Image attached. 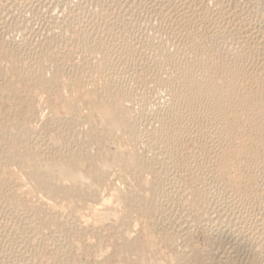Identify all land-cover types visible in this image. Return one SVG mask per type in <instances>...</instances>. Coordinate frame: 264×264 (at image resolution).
Wrapping results in <instances>:
<instances>
[{
	"label": "bare ground",
	"instance_id": "obj_1",
	"mask_svg": "<svg viewBox=\"0 0 264 264\" xmlns=\"http://www.w3.org/2000/svg\"><path fill=\"white\" fill-rule=\"evenodd\" d=\"M6 1L5 3H7ZM26 1L24 0V2ZM94 1L96 2L95 10L94 7L93 11L90 10L87 5V7H84L89 8L92 12L89 15H92L94 20L97 19L98 24L101 23L99 24L100 27L102 26L101 34L98 33L100 30L98 26L99 30L94 31L95 29L91 30L87 26L84 28V26H78L77 22L75 23L77 19H82L81 16H78L80 10L81 12L84 11L78 5L79 8L75 7L74 10H65L66 12L60 15L61 17L59 16L60 22L56 21L55 25L53 20L52 25L56 26L58 31L52 32L51 36L40 42L41 47H38V49L40 48L38 53L35 52L37 49H34V51L31 48L35 53L34 55L31 51L27 52L26 55L22 53L23 57L18 58V54L14 55L15 52L11 48H6V43L3 42V40L6 41L5 37L4 39L0 37V56L3 53H10L13 54L10 59L15 60L13 62L8 60L11 62L7 70H3V67L2 70L0 69V93L5 91L13 93V91H16L15 89H20L19 83H21L24 84V87L26 86L27 91L35 87L46 91L60 86L63 90L69 91L72 97H75L74 100L72 97L66 99L68 109L74 110L72 111L73 114H70L71 117L67 116V118L70 117L68 120H59L55 116L50 119L48 117L49 122H43L45 123V129L49 128V130L56 131V135L54 133L50 134V136L55 135L51 139L47 137L45 132L47 130L43 129L44 127L38 128L36 123L34 125L30 121H19V119L12 118L4 112L1 113L0 141H3L4 145L0 146V210L5 208L4 213H6L4 215H9L15 224L23 226V232L20 237L18 236L20 238L19 243L21 245L22 243L30 244L32 247L40 244L42 246H53L54 254L52 253V256H56L58 262L62 263L74 258L69 257L68 249L64 250L72 234H79L80 236V234L90 233V235L99 236L102 233L101 231L103 229L105 231L107 227L124 228V225L129 223V217H133V215L124 212L122 218H119L120 221L115 218L110 222L107 221L108 226L104 227V214H106L104 208L106 204L105 201H101L105 195L103 198L100 197L95 204H86L83 201L84 195L74 187L78 184L79 188H88L86 195H95L94 197H96V193H98L96 191L99 190L95 189L100 185L98 184V187L93 185L95 189L92 190L91 184H94L96 180L104 181L109 175L107 168L111 166L117 168L116 176L118 181L121 180L120 182H122L119 183L120 185L115 186L117 192L114 190L117 196V204H121L122 209L131 206V208H136L137 212L151 214V218L155 214L161 215L166 218V222L168 218H175L178 227L187 236L189 234L187 232L191 230H189L191 223L196 222L200 225L203 222L215 221V218H217L215 216L212 218L214 211H211L213 207L208 204L210 199L207 198L209 197L206 196L207 193L197 192L194 187L183 186L182 184L185 183L181 184L178 180H181V177L178 178L179 176H177V170L180 168L187 169L186 171L192 175L194 164L198 165L197 159L199 160L200 156H203L205 161L200 169H203L205 175L203 171L202 173L198 171L205 178L207 174L212 176L218 183V185L215 183L217 187L228 195L227 197L224 194L223 199L228 208L227 214L222 215L223 224L221 227L223 226L225 229L220 226L218 229L225 234L227 241L225 244L229 243L228 246L230 247L229 249L226 248L223 241L225 238L222 235L220 237L223 239L219 240L221 238L216 233L215 237L219 239L209 241L207 251L204 249L205 253L201 248L203 253L200 257L201 260L208 264H264V11L262 10L263 7H260L262 5L259 4L260 0H250L251 2L248 4L243 3V0ZM5 3L4 5H6ZM51 3L53 2L51 1ZM51 3L48 2V4ZM80 3L82 4V2ZM31 4L33 5V2L31 3L30 0L29 7L32 6ZM44 5L42 3V6ZM12 7H15V5ZM29 7L27 8L28 11ZM2 10L0 12V22L5 18L3 15L5 13H2ZM4 10L7 9L4 8ZM12 12H14V8ZM37 13L39 15V12ZM43 13L45 14V12ZM89 15L86 14V17H89ZM5 20L3 23H6ZM85 21L87 20L85 19ZM12 23L13 21L11 24L0 23V26H7V33L9 29L10 35L11 32L16 33V31H19L23 34L22 36L28 38V31L32 27L27 29L29 27H27V22L24 24ZM31 32L33 33V31ZM130 36L134 37L131 38ZM30 43L31 47L32 44ZM23 45L26 46L25 43ZM75 45L76 47L77 45L80 46L77 50L78 56H80L79 49L83 48V52H81L82 60H80L81 57H79V61L78 58L76 61L74 60L76 58H74L75 54L73 53V51L75 52ZM32 47L35 46L32 45ZM20 51H23V49H20ZM142 56H149L152 59L157 58L160 65H162L160 69L163 70H160L158 64L154 63L158 68H152L153 64H150V66L152 65L150 67L147 65L149 63H145L146 65L138 70L136 60ZM17 59L22 60L23 65L20 63L21 61L19 62L21 65H19ZM66 61L69 62L66 64ZM48 69H52L51 77L46 76V72L49 73ZM150 80L155 84L152 88L153 91L150 89ZM153 83L152 85H154ZM160 89L167 93L160 94L168 95V99L165 96L166 98H164L167 101H163L164 103L167 102L166 105L157 108L158 96L155 97L158 102L156 107L152 105L155 100L153 99L151 104L150 98H153L154 94H159ZM67 91L66 95L69 97ZM83 92H86L88 97H85L87 95ZM150 92H154V94L152 95ZM33 94L32 91L27 94L30 101L28 107L30 111L35 113L38 95L33 96ZM82 94L85 96H82ZM36 95L37 97H35ZM130 102L132 103L130 104ZM127 103L130 106L135 104L134 106H137L139 111L137 112L134 108L136 112L133 113L134 111L129 108L130 106L128 107ZM78 106L89 107L92 109L93 115H100L101 125L99 126V123L93 121L94 123H90L92 126L89 125L87 131H84L85 127L82 131L81 126L86 122L89 123L88 121L92 119L93 115L90 117L85 113L83 115V111L79 112ZM87 109H84V112ZM32 112L31 114H33ZM37 112L36 114H38ZM7 120L14 122L17 128L16 132H10L11 129L6 124ZM11 124L9 123L10 126ZM15 126L12 125V128L14 129ZM118 131H121V133ZM104 135L118 141L121 145L127 142L130 145L125 147V144V149L119 147L111 155L109 153L107 157L102 158L100 156L101 159H97L99 154H97L98 157L90 153L87 155L86 152H88L90 145L94 143L95 138L97 136L102 138ZM140 141L145 144L143 149H146L147 153L142 152L145 155H140V150L137 152L139 147L136 150L133 148ZM134 142L136 143L133 144ZM188 144L192 145L193 148L196 147L197 150L195 153H189V156H184V154H187L184 148ZM187 150L188 152L193 151ZM182 151L186 153L182 154ZM198 156L199 158H197ZM12 165L18 168L19 173H23V175L25 173L27 176H22L13 170L15 168ZM130 168L136 172V176L141 178L140 180H144L143 183L141 181L142 184L140 183L139 186H134L135 182L133 183V180L130 179V173H133L130 172ZM190 170H192V173ZM178 175L181 176V172ZM133 177L135 180V175ZM212 177L210 178L212 179ZM92 179L96 180L93 182ZM197 181L195 180V182ZM106 182L108 181L106 180ZM192 184L196 186L198 183L194 184L192 182ZM209 187L205 186V188L211 189ZM213 188L215 189L214 185ZM218 193L221 195L220 192ZM52 197L66 199L69 206L73 207L74 210L79 208L88 210L87 212L79 210L80 214L76 211L78 215L71 214V216H67L63 211H67L68 207L65 208V204L60 203L64 206L63 209L65 208L62 211V207L59 208V204L56 203L58 200L53 202ZM112 199L114 200V197H111L110 200ZM216 201L214 200L215 204H218ZM99 202H101L100 205ZM101 204L105 205L101 206ZM210 207H212L211 210ZM221 207L219 208L221 209ZM119 209L121 210V208ZM110 211H108L109 214ZM89 216H96V221L91 220ZM1 218L5 219L3 216ZM1 218L0 239L6 231V224L4 223V226ZM109 219L112 218L108 217L106 220ZM160 220H162L161 217ZM248 220L253 222L251 225L249 224L250 226ZM14 223L11 222L12 225H15ZM43 225H48L54 229L58 239H53L52 234L51 237H46V235L44 237L47 226L42 231ZM216 225L218 226L217 223ZM9 226L11 225L9 224ZM203 226L205 225L203 224ZM211 226L212 229L209 227L213 231V224ZM7 230H10V228ZM10 231H6V233ZM130 231L126 229L123 232V234L125 233V247H123L125 250L138 249L139 244L130 234ZM43 232L45 233L43 234ZM103 234L105 236L104 232L101 236L105 238ZM119 234L121 235V233ZM176 236H173V239ZM190 237H187L188 241L191 240ZM80 238L82 237L80 236ZM173 239L169 237V243H173L175 241ZM9 242H11L10 239ZM70 242L68 244L72 243ZM5 244L9 245L8 242ZM13 244L15 243L13 242L12 246ZM9 248L7 246L0 248V264H18L20 259H18L17 254L19 253H16V255L13 253V255L9 252L15 251L16 248L14 250L10 248L11 251H8ZM187 248L180 250L176 257L173 256L174 258L170 263L192 264V255H190L192 252L188 251ZM138 253L141 254L140 251ZM72 255L74 254L72 253ZM22 258L21 261H23ZM19 263L21 264V262ZM26 263L28 264V262ZM166 263L168 264L167 261Z\"/></svg>",
	"mask_w": 264,
	"mask_h": 264
},
{
	"label": "rangeland",
	"instance_id": "obj_2",
	"mask_svg": "<svg viewBox=\"0 0 264 264\" xmlns=\"http://www.w3.org/2000/svg\"><path fill=\"white\" fill-rule=\"evenodd\" d=\"M1 1H2V3H1ZM6 1V0H5ZM5 1L4 0H0V12H1V10H2V13H5V14H3L4 16H5V18H4V20H5V22L6 23H3V21H1L0 23H2V24H7V23H9V24H11V22L13 21V23L12 24H24L25 22H27V29H29L30 27H32L30 30L31 31H33V33L29 30L28 31V38H25L24 36H22L23 34H21V32H19V31H16V33L15 32H11V35H10V32H9V29H8V33H7V26H3V27H1L0 26V32H1V34H0V37L1 38H3L4 39V37H5V40L7 41H4L3 40V42H5L6 43V48L8 49V47H9V49L11 48L12 49V51L13 52H15V53H13L14 55H17L18 56V58H20V57H23V55H26V54H28L29 52H31V51H33L34 49L36 50L37 49V51H35V52H39L38 50L40 49H38V47H41L39 44H40V42L41 41H43V40H45V39H47L48 38V36H51L52 35V32L54 33L55 31H58V29H57V27L55 28L53 25H52V23H53V20H54V22L55 23H53L54 25L56 24V21H59L60 22V20L61 19H59V16L60 15H63V13L64 12H66V11H69V10H72L73 8H75V7H77V8H79L78 7V5L80 6V9H82V11L83 12H81V10H80V14H78V16H81V20L80 19H77V21H75V23L77 22V25L79 26H84V28L87 26V28H89V29H95L94 31H98L99 29V31H98V33L100 32V34H101V31H102V26L100 27L99 26V24H101V23H97V19L96 20H94V18H92V15H89V14H92V12L90 11V10H92L93 11V7L94 6H96V2L93 0H87V2H86V0H62V1H60V0H56L57 2H59V3H61L60 5H59V3H57L56 1L54 2L53 0H40V1H36V0H31V3L33 2V5L31 6V7H29L30 6V0H25L26 2H24V0H13V2H12V0H7L6 2L7 3H5ZM15 1V2H14ZM29 1V2H28ZM44 1V2H43ZM50 2L51 3V1L53 2V3H51V4H48V2ZM74 1V2H73ZM84 1V2H83ZM91 1V2H90ZM247 1V2H246ZM10 8H6V5H4V3ZM12 2V3H11ZM17 2V3H16ZM19 2V3H18ZM24 2V3H23ZM37 2V3H36ZM40 2V3H39ZM66 2H68L67 3V7L65 6L66 5ZM75 5H73L72 3ZM80 2H82V4L80 3ZM249 2H251L250 0H243V3H249ZM11 3V4H10ZM21 3V4H20ZM42 3H43V5L44 4H46V5H44V6H42ZM58 4V5H56V4ZM64 3V4H63ZM84 3H85V5H84ZM262 5H261V4ZM13 4V5H12ZM23 4H26V5H28V6H24ZM34 4H36V5H34ZM64 5V7H63V5ZM259 4L261 5L260 7H263V11H264V0H260L259 1ZM10 5H12V6H14L15 5V7H12V6H10ZM16 5H18L19 6V8H18V6H16ZM39 5H41V6H39ZM49 7H48V6ZM90 8V10H89V8H85V7H87V6ZM92 5V6H91ZM36 6V7H35ZM54 6V7H53ZM56 6V7H55ZM85 6V7H84ZM11 7H12V11H13V8H14V12H12L11 11ZM25 7V8H24ZM29 7V11H28V8ZM32 7H33V10H32ZM35 7V8H34ZM37 7H38V9H40V10H38L37 9ZM71 7V8H70ZM92 7V8H91ZM4 8L5 9H7V10H4ZM16 8H18V9H16ZM21 8V9H20ZM52 8V9H51ZM62 8H63V10H62ZM67 8V9H66ZM84 8V9H83ZM9 9V10H8ZM27 9V10H26ZM32 11H31V10ZM43 9V11H41ZM56 9V10H55ZM59 9H60V11H59ZM89 11H87V10ZM39 12V15H38V13L36 12ZM66 10V11H65ZM74 10V9H73ZM86 10V11H85ZM94 10H95V7H94ZM7 11V12H6ZM17 11V12H16ZM20 11V12H19ZM31 11V12H30ZM34 11V12H33ZM42 13H41V12ZM9 12V13H8ZM11 12V13H10ZM43 12H45V14L43 13ZM46 12H47V15H46ZM85 12V13H84ZM8 13V14H7ZM24 13V14H23ZM17 16H16V15ZM29 14V15H28ZM37 14V16H35ZM86 14L87 15H89V17L87 16L86 17ZM11 15V16H10ZM41 15V16H40ZM83 15H85V16H83ZM9 16V17H8ZM19 16V17H18ZM47 16V17H46ZM52 16V17H51ZM84 18H83V17ZM37 17V18H36ZM49 17V18H48ZM61 17V16H60ZM48 18V19H47ZM53 18H55V19H53ZM59 20H58V19ZM80 18V17H79ZM90 18V19H89ZM23 19V20H22ZM25 19H26V21H25ZM28 19V20H27ZM37 19V20H36ZM50 19H51V21H50ZM57 19V20H56ZM85 19L87 20V21H85ZM91 20L90 22H89V20ZM93 19V20H92ZM14 20H16V21H14ZM21 20V21H20ZM49 20V22H47ZM85 22H84V21ZM8 21V22H7ZM20 21V22H19ZM23 21V22H22ZM42 21V22H41ZM78 21H80V22H78ZM19 22V23H18ZM96 22V23H95ZM74 23V24H75ZM88 24V25H86V24ZM97 24L96 26L94 25V24ZM81 24H83V25H81ZM37 27H36V26ZM45 25V26H44ZM50 25H52V26H50ZM92 25V26H91ZM42 26V27H41ZM50 26V27H49ZM99 27V29H98V27ZM5 27V28H4ZM90 27H92V28H90ZM96 27V28H95ZM43 28V29H42ZM47 28V29H46ZM49 28V29H48ZM51 28V29H50ZM55 28V29H54ZM6 29V30H5ZM33 29V30H32ZM46 32H45V31ZM54 30V31H53ZM20 34H19V33ZM42 32H43V34H42ZM3 33V34H2ZM30 33H32V34H30ZM40 33V34H39ZM3 35H5V36H3ZM37 35H38V37H37ZM44 35V36H43ZM46 35V36H45ZM41 36V37H40ZM146 36V35H145ZM8 37V38H7ZM131 38H133L134 36H130ZM25 40H24V39ZM31 38V39H30ZM35 38H37V39H35ZM41 38H43V39H41ZM45 38V39H44ZM27 39V40H26ZM33 39V41H31ZM39 39V40H38ZM41 39V40H40ZM1 40V39H0ZM9 40V41H8ZM21 40V41H20ZM37 40V41H36ZM22 41H23V43H22ZM36 43H35V42ZM11 42V43H10ZM20 42V43H19ZM28 42V43H27ZM31 42V43H30ZM33 42V43H32ZM39 42V43H38ZM14 45H13V44ZM15 43H16V45H15ZM26 44V48L24 47V45L23 44ZM29 43L30 44H32L33 46H35V47H32V45H31V47H30V45H29ZM8 44H10V45H8ZM38 44V45H37ZM27 45H28V47H29V51L27 50ZM19 46V47H18ZM14 47H17V48H14ZM21 47V48H20ZM23 47V48H22ZM18 48H19V51H20V49L22 50L23 49V51H18ZM31 48L33 49V50H31ZM78 48H80V46L78 47V45H77V47H76V45L74 46V50H75V52L73 51V53L75 54V56H74V60L76 61L77 60V58H78V61H79V57H81L80 58V60H82V56H81V52H83L82 51V47H81V49H79L80 50V52H79V55L80 56H78ZM17 49V50H16ZM25 49V50H24ZM27 50V51H26ZM17 51H18V53H17ZM34 51L32 52L33 53V55L35 54L34 53ZM28 52V53H27ZM22 53H23V55H22ZM25 53V54H24ZM73 53H72V56H73ZM13 54H10V53H3L1 56H0V69L3 67V70H7V68L9 67V63L11 62V61H8V60H12V62L13 61H15L14 59H10L11 57H13ZM114 54L115 55H117L115 52H114ZM150 54V53H149ZM148 54V55H149ZM21 55V56H20ZM99 55V54H98ZM147 55V54H146ZM115 57V56H114ZM146 57V58H145ZM147 57H149V56H142L141 58L140 57H138V59L136 60L137 61V66H138V70H140L141 68L140 67H142L143 68V65H146L147 63H149V64H147V65H149L150 66V64H158V66H159V69L162 67V65H160V63H159V60L157 59V58H155V59H152V57H149L150 58V60H149V58H147ZM144 58V59H143ZM134 59V58H133ZM19 60V61H18ZM140 60H141V62H140ZM145 60V61H144ZM147 60V61H146ZM17 62H18V64L19 65H23V61L22 60H20V59H17L16 60ZM21 61V62H20ZM153 61H158V62H153ZM21 64H20V63ZM69 61H66L65 63L67 64ZM141 64H140V63ZM146 63V64H145ZM153 64V66H152V68L153 67H157L158 68V66H156V65H154ZM140 65V66H139ZM150 66V67H151ZM161 66V67H160ZM2 70V69H1ZM160 70H163V69H160ZM47 71H49V73H47L46 71V76H48V77H51V75L50 74H52V69H48ZM151 72H149V74H150ZM151 75H152V73H151ZM10 76H11V78L13 79V76H12V74H11V72H10ZM14 81H16V80H14ZM151 81V80H150ZM152 83H153V81H151L150 82V89H151V91H153L152 90V88H154V86H155V84L154 85H152ZM5 84V83H4ZM3 84V85H4ZM16 85H18V83H16ZM24 84H21V83H19V86H20V89H19V92H18V89H15L16 91H13V93H11L10 91H5V92H1L0 93V118H2V115H1V113H6V115H10L12 118H16V119H19V121H30V122H33V124L34 123H36L37 124V126H38V128H42V127H44L43 129H45V126H44V124L45 123H43V122H49V119L50 118H54L55 116L57 117V119H59V120H63L64 119V121H66V120H68L70 117H71V115L70 114H73V112L72 111H74V110H72L71 111V109L69 108L68 109V106H67V100L69 99V98H71L72 97V94L69 92V91H67V90H63L62 88H60V86L58 87V86H56V87H54V88H52V89H49V90H51V91H49V90H46L45 91V89H42L43 90V92H42V90L41 89H39V88H32V89H30L29 91H32L34 94H33V96L35 95V94H37L39 91V93L37 94L38 95V97H37V95L35 96V97H37V110H35V113H33L32 111H30V109H29V107H28V105L30 106V104H29V95H27V94H29V91H27L26 90V86L24 87L23 86ZM18 86V87H19ZM153 86V87H152ZM61 89V90H60ZM38 92H37V91ZM57 90V92L56 93H59V94H56L55 93V91ZM62 91V92H59V91ZM27 91V92H26ZM50 93H49V92ZM64 91H65V93H64ZM66 91L68 92V95H70L69 97L66 95ZM161 91V92H160ZM160 91H159V94H157V95H155L154 94V92H150V94L152 93V95H153V98L151 99L150 98V100H151V104L153 103V99L155 100V97L156 96H158V99L157 100H159V103L157 102V100H155L154 101V103L152 104V105H154V107H156V105H157V103H158V105H160V106H158L157 105V108H159V107H164L165 105H166V101H167V99H168V95H166L167 93L166 92H164V91H162L161 89H160ZM16 92V93H15ZM35 92H37V93H35ZM52 92V93H51ZM160 93H166L165 94V96L167 97V99H165L166 97L163 95V94H160ZM83 94H85V95H87V96H85V95H83ZM83 94H82V96H85V97H88V94H86V92L84 93L83 92ZM54 95V96H53ZM56 95H57V97H56ZM63 95V96H62ZM76 95H77V93H76ZM161 95V96H160ZM60 96V97H59ZM162 97V98H161ZM165 97V98H164ZM73 98H75V97H72V99ZM160 98V99H159ZM164 98V99H163ZM67 99V100H66ZM74 100V99H73ZM163 100H166L165 101V103H164V101ZM162 103H161V102ZM132 102H130V104H131ZM156 103V104H155ZM164 103V104H163ZM64 104H66V106H67V108H66V106H64ZM128 104V107L130 106L129 105V103H127ZM162 104V105H161ZM62 105V106H61ZM135 104H132V106H130L129 108H131V110H133L132 112L133 113H135L136 111L135 110H137V112L139 111V109L137 108V106H134ZM40 106V107H39ZM60 106V107H59ZM134 106V107H133ZM65 107V108H64ZM38 108H40V109H38ZM78 108H79V112L81 113V111H83L82 112V114L84 115V113H85V115H88L89 117L90 116H92L93 114H92V112H91V110L92 109H90L89 107H84L83 108V106L82 107H79L78 106ZM88 108V109H87ZM134 108H136L135 110H134ZM67 109H68V112H67ZM73 109V108H72ZM84 109H87V111L85 110V112H84ZM90 110V111H89ZM2 111V112H1ZM36 111H38L37 113L38 114H36ZM31 112L33 113V114H31ZM70 112V113H69ZM89 112V113H88ZM55 113V114H54ZM91 113V114H90ZM69 114V115H68ZM59 115V116H58ZM67 116H70L69 118H67ZM98 114H94L93 115V117H92V119L93 118H97V120H90L89 119V123H85V124H83V125H85V126H81L82 128V131L84 130V127H85V130L84 131H87V128H89L90 126H92L91 124V122H96L99 126L101 125V117H100V115L98 116ZM48 117H49V119H48ZM59 117V118H58ZM61 117V118H60ZM45 118H46V120H45ZM67 118V119H66ZM99 118V119H98ZM56 119V118H55ZM42 120V121H41ZM98 120H99V122H98ZM11 124V126L9 125V123ZM93 122V123H94ZM43 123V124H42ZM91 123V124H90ZM95 123V124H96ZM6 124L9 126V128L11 129V131H10V129H8L10 132H16L17 130V128H16V126L14 125V122L11 120V121H9V120H7V122H6ZM36 124H34V125H36ZM87 124H88V127H87ZM12 125L13 126H15L14 127V129L12 128ZM90 125V126H89ZM8 126H7V128H8ZM45 130H47V131H45L46 133H47V137L48 138H53V137H55V135H56V131H54V130H49V128H46ZM90 130V129H89ZM119 132V131H118ZM55 134L54 136L53 135H51L50 136V134ZM119 133H121V131L119 132ZM99 137V138H98ZM104 137L106 138L107 136H105L104 135ZM104 137H102L103 138V140H102V138H101V136H97V138H95V140H94V143H92L91 145H90V148H88V152H86V154L88 155V153H90V154H92V155H94L95 157L97 156L98 157V155L97 154H99V157L97 158V159H101V157L100 156H102V158H104V157H107V155H109V153H110V155L112 154V152H114V151H116V149H118L119 147H122V148H124L125 149V147L127 146H129L130 145V143H128V145H127V143H124V145H125V147H124V145H121L118 141H114V139H112V138H109V137H107L106 139L104 138ZM104 139H105V142H104ZM109 139H111V140H109ZM101 140V141H100ZM97 141V142H96ZM103 141V142H102ZM101 142V143H100ZM137 142H139V141H137ZM2 143V144H1ZM118 145H116V144ZM136 142H134L133 144H135ZM143 142L142 141H140V143H136L134 146H133V148H134V150H136V149H138V147H139V149H138V151L137 152H139V150H140V152L141 153H139L140 155H145L147 152V150L146 149H143V148H145V144L143 145L142 144ZM0 146H2V145H4V143H3V141H0ZM119 144H120V146H119ZM138 144V145H137ZM137 145V146H136ZM141 145V146H140ZM94 146V147H93ZM97 146H99V147H97ZM103 146V147H102ZM105 146V147H104ZM114 146V147H113ZM144 146V147H143ZM188 146H189V148H188ZM95 147H97V148H95ZM103 149H101V148ZM142 147V148H141ZM92 148V149H91ZM115 148V149H114ZM186 148V149H185ZM184 148V150L187 152V154L185 155L184 154V156H189L191 153H195L196 152V150H197V148L196 147H194L193 148V146L192 145H187V147H185ZM191 148V149H190ZM89 149H90V151H89ZM94 149H95V153L93 154V152H94ZM105 149V150H104ZM187 149H189V151H192V152H188V150ZM143 150V151H142ZM195 150V151H194ZM99 151V152H98ZM185 151H182V154L183 153H186ZM102 152V153H101ZM145 153V154H143V153ZM101 153V154H100ZM106 153V154H105ZM190 153V154H189ZM201 158L198 160L197 159V163H198V165L197 164H194V170H193V174L191 175L190 174V172H188V171H186L187 169H183V168H180L179 170H177V173L179 174V172H181V176L180 175H178L177 174V176H179L178 178H180L181 177V180L180 179H178L179 180V182L182 184V183H185V184H182L183 186L185 185V186H187V187H191V188H196L197 189V192H205V194H206V196H209V197H207L208 199H210L209 201H208V204H209V206H212V207H210V210H211V208H212V210L211 211H214L212 214H213V217L212 218H214V216L215 217H217V218H215V221L214 220H211V221H209L208 223H204L203 222V224L205 225V226H203V224L201 223L200 225H199V223H196V222H193V223H191V225L193 226V228H192V226L191 225H189V227H191V228H189V230H190V232L188 231L187 232V234L188 235H190L192 238H193V240H192V238L190 237V236H186V233L185 232H182V230L180 229V227H178L179 225H178V223H177V221H176V219L174 220L172 217L169 219L168 217V219H169V221H168V219H167V222H166V218H164V217H162L161 215H158V214H155V216L153 215V218H151L152 217V215L150 214V215H148L147 213H145V212H140V211H138L137 212V209L136 208H131V206H127L126 208L124 207V209H122L123 208V206L121 207L120 205H118L117 204V196H116V185H118L119 183L121 184L122 182H120V181H118V178H117V176H116V167H108L107 169H108V171H109V175H108V177H106L105 179H104V181H97L96 179H92L93 180V182L96 180V182H94V184H91L92 185V190L93 189H95V187H98V184L100 185L97 189H95V190H99V191H96V192H98V193H96V195L97 196H99V197H94L95 195H86V193H87V191L89 190L88 188H84V189H82V188H79L80 186L77 184H75L76 186H74L75 187V189L77 190V191H79V192H81L83 195H84V199H83V201H84V203H86V204H95L96 203V201L101 197V198H103V196H104V198H106L105 200H104V198L102 199V201L101 202H104L105 201V213L106 214H108V215H106V214H104V216L106 217H104V219H105V222H104V227L107 225L108 226V222H110V221H112L113 219H115L116 218V220H119V218L121 219L122 218V215H123V213L124 212H129V215H133V217H129L130 218V220H129V223H127L126 225H124L125 227V230L126 229H128V230H131L130 231V234H132L133 235V237L137 240L136 242L139 244V248L138 249H131V250H125V245H124V240H125V233L123 234V232L125 231V230H123L124 228L123 227H121V229L120 228H117V227H107V229L105 228V231H104V229L101 231L102 233L104 232L105 233V236H104V234H103V237H105V238H102V233L98 236H96V235H90V233L89 234H83V235H81L80 234V236L82 237V238H80V236H79V234H72V236H70V237H72V238H70L69 237V242H70V240H71V242L73 243H71V244H68L69 242L68 241H66V242H68L67 243V247H65V249L64 250H67L68 249V251H69V257H74V258H70V259H68V262L66 261V262H58V260H57V258H56V256L54 257V256H52L53 254H54V251H53V246H48V245H43L42 246V244H40V245H36V246H38L39 248H37L36 246H33L32 247V245L30 246V244H23L22 243V245H21V243H19L20 242V235H21V233L23 232L22 230H23V226L20 224V226H19V224H15L14 223V221L12 220V218L10 217H8L7 216V214L6 215H4L5 213H4V211H5V208L4 209H2V210H0V212L2 211V213H0L1 215H0V218L3 216L5 219H2V223L4 224H6V226H5V224H4V226L6 227L5 228V230L6 231H10V230H12V231H10L9 233H6V231H4V235H3V237H1V239H2V242H1V239H0V248L2 247V246H4V247H6L7 246V248H9V246H10V248H11V250H14L15 248V251H11L10 250V248H9V250L8 251H11V252H9V253H11V254H15L16 255V253H19V254H17V257H18V259H20L19 260V262H21V264L23 263V264H27L26 262H28V264H30L32 261L34 262H32L31 264H56V263H60V264H75L76 262H78V263H80V264H167L166 263V261L168 262V264H172V263H170V261L174 258V257H176V254L178 255V253H179V251L180 250H182V249H185V248H187L188 249V251H190V252H192V253H190V255H192L191 256V258H192V264H208L207 262H205V261H203V260H201V255L203 254V253H205V251H207V247H208V245L207 244H209L211 241H214V239H216L217 237H215V235H216V233H217V235H219V238H221V239H219V238H217V240L219 239V240H222L223 238H225L226 236H225V234H223V232L222 231H220L218 228H219V226L221 227V225L223 224L222 222H223V216L222 215H224V214H227V212H228V208L226 207L227 205L225 204V201L223 200L224 199V194L225 193H223V191L222 190H220L218 187H217V185H218V183H216V180L212 177V176H210V177H212V179L208 176V174L206 175V178L204 177V175H205V173H204V171H203V169L201 170L200 168H202L203 167V165H204V161H205V158L203 157V156H200ZM197 158H199V156L197 157ZM204 158V159H203ZM203 160V161H202ZM202 162V163H201ZM195 165H196V167H195ZM14 166V167H13ZM199 166V167H198ZM15 168V169H13V168ZM12 169L13 170H15L16 172H18L19 170H18V168L15 166V165H12ZM197 168V169H196ZM199 168V169H198ZM86 169V168H85ZM106 169V170H107ZM115 169V170H114ZM131 169V168H130ZM183 169V170H182ZM192 170H190L191 171V173H192ZM201 171V173H202V171H203V174H201L199 171ZM112 171V172H111ZM188 173H186V172ZM196 171H198L197 173H196ZM112 173V175H111V173ZM130 172H133V173H130V179H132L133 180V183H134V186H139V184L141 183V181H142V183L144 182V180L142 179V180H140L141 178H139L138 176H136L137 174H136V172L133 170V169H131L130 170ZM185 172V173H184ZM19 173V172H18ZM135 173V174H134ZM19 174H21L22 176H27V174H25L24 173V175H23V173H19ZM113 174H115V176H113ZM184 174V175H183ZM186 174V175H185ZM190 174V175H189ZM135 175V180H134V176ZM195 175V176H194ZM185 176H186V179H185ZM194 176V177H193ZM198 176V177H197ZM112 177H113V179H112ZM137 177V178H136ZM183 177V178H182ZM194 179H193V178ZM196 177V178H195ZM203 177V178H202ZM189 178V179H188ZM202 178V179H201ZM111 181H110V180ZM115 179V180H114ZM117 179V180H116ZM192 179V180H191ZM199 179H201V181H199ZM206 181H205V180ZM207 179H208V181H207ZM106 180L108 181V182H106ZM136 180H138V181H136ZM187 180H189V181H187ZM195 180L197 181V182H195ZM203 180H204V182H203ZM113 181V182H112ZM185 181V182H184ZM211 181H213V182H211ZM92 182V183H93ZM99 182V183H98ZM102 182H104L103 184H102ZM116 182H118V183H116ZM131 183H132V181H130ZM192 182L194 183V184H197L196 186L195 185H193L192 184ZM201 182H203V183H205V184H203V183H201ZM208 182V183H207ZM101 183V184H100ZM107 185H106V184ZM141 183V184H142ZM201 183V184H200ZM211 185H210V184ZM217 185H216V184ZM119 184V185H120ZM208 184V185H207ZM95 187H94V186ZM110 185V186H109ZM189 185V186H188ZM213 185H214V187H215V189L213 188L212 189V187H213ZM205 186L206 187H209V188H211V189H208V188H205ZM102 187V189L100 190V188ZM104 188V189H103ZM217 189V190H216ZM104 190V191H103ZM116 192H115V191ZM201 190V191H200ZM212 190V191H211ZM215 190V191H214ZM112 192H114V193H112ZM217 192V193H216ZM218 192H220V194L221 195H219V193ZM75 193V192H74ZM212 195H211V194ZM99 194V195H98ZM112 194V195H111ZM226 195V194H225ZM212 196V197H211ZM216 196V198H214L213 199V197H215ZM219 196H221V197H219ZM227 197H228V195H226ZM225 196V197H226ZM111 197H114V200L112 199V200H110L111 199ZM211 197V198H210ZM110 198V199H109ZM52 199L54 200H52L53 202H56V200H58V202H56V203H58L59 204V208L60 207H62L61 209H62V211L65 209V208H67V211H63L64 213H65V215H70L71 216V214H73V215H75L76 214V211H78V213L80 214V212H79V210L80 211H86L87 212V210L88 209H76V210H74V208L73 207H71V206H69V203H68V201L66 200V199H61V198H56V197H52ZM61 199V200H60ZM116 199V200H115ZM61 202H60V201ZM66 200V201H65ZM107 200V201H106ZM110 200V201H109ZM214 200L216 201V202H218V204L216 203L215 204V202H214ZM219 200V201H218ZM64 201V202H63ZM108 201H109V203H108ZM112 201V202H111ZM213 201V202H212ZM220 201H224V202H220ZM101 202H99V205H100V203ZM60 203L62 204V205H64L65 206V208L63 209V207L64 206H62V205H60ZM67 203V204H66ZM108 203V204H107ZM112 203V204H111ZM211 203H214V204H211ZM220 203V204H219ZM57 204V205H58ZM117 204V205H116ZM221 204H223V205H221ZM98 205V204H97ZM96 205V206H97ZM103 204H101V206H104ZM112 205V206H111ZM214 205H215V207H214ZM222 206L221 207V209L219 208L220 206ZM225 205V206H224ZM67 206V207H66ZM100 206V207H101ZM107 206V207H106ZM115 206H117V207H115ZM119 206V207H118ZM219 206V207H218ZM71 207V208H70ZM99 207V208H100ZM109 207V208H108ZM115 207V208H114ZM111 208V209H110ZM119 208H121V210L119 209ZM219 209L218 211L216 210V209ZM69 209V210H68ZM107 209V210H106ZM115 209H117V210H115ZM129 209V210H128ZM132 211H131V210ZM136 209V210H135ZM227 209V210H226ZM109 210H111L110 211V214H111V216H109L110 214H109ZM113 210V211H112ZM222 210V211H221ZM225 210V211H224ZM72 213H71V212ZM75 211V213H73ZM83 211V212H84ZM115 211H116V213H115ZM122 211V212H121ZM220 211V212H219ZM66 212H68V213H66ZM70 212V213H69ZM130 212H132V213H130ZM138 214H137V213ZM218 212H219V214H218ZM225 212V213H224ZM78 213L76 214V215H78ZM113 213H115V214H113ZM117 213H120L119 215L117 214ZM145 213V214H144ZM215 213V214H214ZM217 213V214H216ZM3 214V215H2ZM113 214V215H112ZM117 214V215H116ZM212 214H211V216H212ZM229 214V213H228ZM121 215V216H120ZM144 215V216H143ZM6 216H7V218H6ZM113 216V217H112ZM114 216H117V217H114ZM151 216V217H150ZM158 216V217H157ZM162 218V220H160V217ZM96 217V216H95ZM94 216L93 217H91V216H89V218L91 219V220H95L96 221V218H95ZM108 217L109 218H112V219H109V220H106V219H108ZM151 218V220H150V218ZM222 218V221H221V218ZM9 218V219H8ZM93 218V219H92ZM118 218V219H117ZM133 218V219H132ZM158 218V219H157ZM156 219V220H155ZM173 219V220H172ZM217 219V220H216ZM220 219V220H219ZM7 220H9V222H7ZM165 220V221H164ZM5 221V222H4ZM108 221V222H107ZM120 221V220H119ZM217 221H219L220 223H218ZM11 222H12V224L14 223L15 225H12L11 224ZM131 222V223H130ZM158 222V223H157ZM166 222V223H165ZM175 222V223H174ZM218 224V226L216 225V223ZM248 225L250 224L251 225V223H253L252 221H250V220H248ZM7 223H8V226H7ZM107 223V224H106ZM9 224L11 225V226H9ZM194 224V225H193ZM198 224V225H197ZM213 224V231L211 230L212 229V225ZM18 225V226H17ZM174 225H175V227H174ZM197 225V226H196ZM215 225V226H214ZM249 225V226H250ZM12 226H13V228H12ZM17 226V227H16ZM21 226H22V228H21ZM44 226V225H43ZM49 228H47V227ZM135 226V227H134ZM195 226V227H194ZM211 227V229H210V227ZM17 229H16V228ZM42 227V226H41ZM45 227H46V229H45ZM209 227V228H208ZM10 228V230H7V229H9ZM12 228V229H11ZM15 228V229H14ZM111 228V229H110ZM133 228V229H132ZM169 228V229H168ZM171 228V229H170ZM174 228V229H173ZM178 228V229H177ZM197 228V229H196ZM203 228V229H202ZM222 229L224 228L225 229V227H221ZM42 231H44V229L46 230V233L45 232H43V234H44V237H45V235H46V237H51L52 235V238L53 239H58L57 238V236H56V232H55V230L54 229H52V228H50L48 225H45L44 227H42ZM114 229V230H113ZM135 229V230H134ZM178 231H177V230ZM206 229V230H205ZM214 229H217V230H219V231H217V230H214ZM21 230V231H20ZM109 230V231H108ZM121 230V231H120ZM198 230V231H197ZM203 230V231H202ZM19 233H17V232ZM172 232V233H170V232ZM180 231V232H179ZM192 231H194V232H192ZM195 231H197V232H195ZM215 233L214 235H213V233ZM53 232H55V233H53ZM168 232V233H167ZM211 232V233H210ZM221 232V233H220ZM117 233V234H116ZM119 233H121V235L123 236H121ZM174 233H175V235H174ZM185 233V234H184ZM220 233V234H219ZM52 234V235H51ZM167 234H168V237H167ZM172 234V235H171ZM178 234V236H176ZM182 234V235H181ZM16 235V236H15ZM107 235V236H106ZM182 237H181V236ZM185 237H184V236ZM193 235V236H192ZM206 235V236H205ZM223 235V238L222 237H220V236H222ZM6 236H7V239H6ZM9 236V237H8ZM12 236H14V237H12ZM19 236V237H18ZM96 236V237H95ZM114 236H116V237H114ZM173 236L175 237L176 236V238H174L173 239ZM212 236V237H211ZM56 237V238H55ZM76 237V238H75ZM98 237V238H97ZM101 237V238H100ZM111 237V238H110ZM169 237H171L172 239H173V243H169V241H168V238ZM181 237V238H180ZM190 237V241H188V238ZM213 237H215V238H213ZM52 238H51V240H52ZM75 238V241L73 240ZM84 238V239H83ZM90 238V239H89ZM9 239H10V241L12 242L13 240V242L15 243V244H13V246H12V243L11 242H9ZM77 239V240H76ZM123 239V240H122ZM167 241H166V240ZM183 239V240H182ZM6 241V242H4V241ZM73 240V241H72ZM94 240V241H93ZM196 240V241H195ZM90 241V242H89ZM103 241V242H102ZM139 241V242H138ZM186 241V242H185ZM207 241H208V243H207ZM210 241V242H209ZM223 241H224V245H226L225 247L226 248H228L229 249V247L230 246H228L229 245V243L228 244H225V243H227V241H226V238H225V240L223 239ZM9 243V245L8 244H5V243ZM76 242H78V243H76ZM178 242V243H177ZM191 242V243H190ZM2 243V244H1ZM92 243V244H91ZM95 243V244H94ZM103 243V244H102ZM186 243V244H185ZM187 243H189L188 245H187ZM193 243V244H192ZM195 243V244H194ZM197 243V244H196ZM11 244V245H10ZM17 244V245H16ZM77 244V245H76ZM142 244V245H141ZM172 244V245H171ZM190 244H192L191 245V247H189L190 246ZM79 245V246H78ZM87 245V246H86ZM175 245V246H174ZM182 245V246H181ZM205 245V246H204ZM15 246V247H14ZM41 246V247H40ZM77 246V247H76ZM124 246V247H123ZM149 246V247H148ZM186 246V247H185ZM198 248H196V247ZM14 247V248H13ZM35 247H36V249H35ZM83 247V248H82ZM85 247V248H84ZM88 247V248H87ZM92 247V248H91ZM204 247H206V248H204ZM224 247V249H225V251H226V248ZM43 248V249H42ZM52 248V249H51ZM77 248V249H76ZM96 248V249H95ZM155 248V249H154ZM179 248V249H178ZM194 248V249H193ZM201 248H202V250H203V253H202V250H201ZM21 249V250H20ZM37 249H39V250H37ZM44 249H46V250H44ZM70 249V250H69ZM75 249V250H74ZM197 249V250H196ZM204 249H206L205 251H204ZM227 249V250H228ZM42 250V251H41ZM51 250V251H50ZM133 250V251H132ZM143 250V251H142ZM197 252H196V251ZM199 250V251H198ZM19 251V252H18ZM33 251V252H32ZM40 251V252H39ZM46 251V252H45ZM73 251V252H72ZM98 251V252H97ZM135 251V252H134ZM138 251H140L141 252V254L140 253H138ZM40 254H39V253ZM74 254V255H72V253ZM105 252V253H104ZM143 252V253H142ZM195 252V253H194ZM22 253H25L24 255H25V257H23L24 255L22 254ZM53 253V254H52ZM68 253V252H67ZM136 253V254H135ZM198 255H197V254ZM13 254V255H14ZM23 256H22V255ZM27 254V255H26ZM34 254V255H33ZM43 254V255H42ZM71 254V255H70ZM48 255V256H47ZM200 255V256H199ZM30 256V257H29ZM40 258H39V257ZM104 256V257H103ZM174 256V257H173ZM195 256V257H194ZM197 256V257H196ZM23 259V261H21V258ZM27 257V258H26ZM36 259H35V258ZM54 257V258H53ZM172 257V258H171ZM39 258V259H38ZM43 258V259H42ZM44 258H45V260H44ZM56 258V259H55ZM76 258V259H75ZM197 260H196V259ZM26 259V260H25ZM51 259V260H50ZM37 260H38V262H37ZM57 260V261H56ZM71 262H70V261ZM75 262H74V261ZM98 260V261H97ZM100 260V261H99ZM106 260V261H105ZM139 260V261H138ZM26 261V262H25ZM29 261H31V262H29ZM49 261V262H48ZM108 261H109V263H108ZM153 261V262H152ZM158 261V262H157ZM18 262V264H20ZM51 262V263H50ZM105 262V263H104ZM78 263H76V264H78ZM174 264V263H173Z\"/></svg>",
	"mask_w": 264,
	"mask_h": 264
}]
</instances>
